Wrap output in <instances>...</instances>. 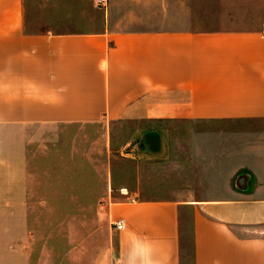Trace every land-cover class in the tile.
<instances>
[{
  "label": "crops",
  "instance_id": "0c3cea01",
  "mask_svg": "<svg viewBox=\"0 0 264 264\" xmlns=\"http://www.w3.org/2000/svg\"><path fill=\"white\" fill-rule=\"evenodd\" d=\"M111 1L93 31L33 34L24 0H0V264H32V127L120 122L138 132L120 148L134 174L111 173L107 236L69 264H264V25L191 29L185 0ZM192 126L188 197L160 172L170 130Z\"/></svg>",
  "mask_w": 264,
  "mask_h": 264
},
{
  "label": "rangeland",
  "instance_id": "374dc122",
  "mask_svg": "<svg viewBox=\"0 0 264 264\" xmlns=\"http://www.w3.org/2000/svg\"><path fill=\"white\" fill-rule=\"evenodd\" d=\"M112 1L110 5L130 12L127 1ZM100 12L96 0H24L25 24L33 34L93 31L100 25ZM177 23L191 29L261 26L264 0H185L184 18ZM170 132L174 141L169 158L175 164H169L160 174L181 182L174 188L188 192L190 197L200 188L197 182L191 184V160L202 150L198 140L202 136L194 134L202 133V127H176ZM137 133L132 122L115 123L110 128L102 124L32 127V264H69L66 253L71 246L85 245L89 235L94 247L106 238L105 204L122 200L111 192L110 176L116 173L120 183L131 180L135 163L124 159L120 148L131 146ZM131 147H125L122 154ZM181 231L189 253V219L182 223Z\"/></svg>",
  "mask_w": 264,
  "mask_h": 264
},
{
  "label": "built area",
  "instance_id": "2783aa9c",
  "mask_svg": "<svg viewBox=\"0 0 264 264\" xmlns=\"http://www.w3.org/2000/svg\"><path fill=\"white\" fill-rule=\"evenodd\" d=\"M97 5L100 7H105L107 0H97L96 1ZM112 227L116 230V231H121L124 228V222L123 220H119L117 222H114L112 224Z\"/></svg>",
  "mask_w": 264,
  "mask_h": 264
}]
</instances>
